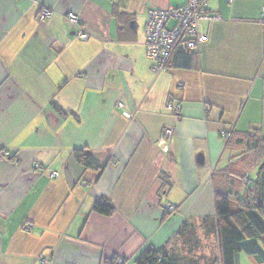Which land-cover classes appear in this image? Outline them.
<instances>
[{
  "label": "crops",
  "instance_id": "crops-1",
  "mask_svg": "<svg viewBox=\"0 0 264 264\" xmlns=\"http://www.w3.org/2000/svg\"><path fill=\"white\" fill-rule=\"evenodd\" d=\"M201 1L218 19L200 23L190 67L154 73L147 15L187 0H0V264H136L214 217L210 175L240 153L222 134L264 139V0ZM98 199L114 213H93Z\"/></svg>",
  "mask_w": 264,
  "mask_h": 264
},
{
  "label": "trees",
  "instance_id": "trees-1",
  "mask_svg": "<svg viewBox=\"0 0 264 264\" xmlns=\"http://www.w3.org/2000/svg\"><path fill=\"white\" fill-rule=\"evenodd\" d=\"M194 52L182 46L174 47L166 70L177 65L189 68ZM222 139L224 150H238L240 153L225 171L210 175L215 215L200 221L184 220L176 234L185 245L196 243V227L203 228L207 236H214L218 255L217 259L210 258L211 264H248L246 259L255 264H264V139L258 130L244 134L226 132L222 134ZM72 156L85 169H102L83 151H74ZM92 212L110 216L114 209L107 200L98 199L93 204ZM165 248L146 249L139 254L135 263L195 264L186 254L177 251L166 253ZM105 264L118 263L114 258Z\"/></svg>",
  "mask_w": 264,
  "mask_h": 264
},
{
  "label": "built area",
  "instance_id": "built-area-1",
  "mask_svg": "<svg viewBox=\"0 0 264 264\" xmlns=\"http://www.w3.org/2000/svg\"><path fill=\"white\" fill-rule=\"evenodd\" d=\"M261 13L264 16V5ZM52 16L53 12L48 9L41 8L38 11L40 21ZM66 18L70 27L75 30L78 40L85 41L89 38L83 31L77 16L69 14ZM217 19L216 16L208 14L205 3L201 0H187L185 6L177 9L151 10L147 15L145 26V51L151 62V71L154 73L166 71L167 60L176 46H182L187 51L196 50L200 44L206 41V36L199 32L200 23H209ZM117 107L121 108L122 105L119 103ZM166 107L176 119L181 117V106L178 102L169 101ZM208 110L206 108V111ZM172 135V130L165 128L160 138L161 145H165ZM10 157L8 151L0 149L1 159H10ZM52 176H56V174L54 173ZM164 210L171 213L174 208L166 205Z\"/></svg>",
  "mask_w": 264,
  "mask_h": 264
},
{
  "label": "rangeland",
  "instance_id": "rangeland-1",
  "mask_svg": "<svg viewBox=\"0 0 264 264\" xmlns=\"http://www.w3.org/2000/svg\"><path fill=\"white\" fill-rule=\"evenodd\" d=\"M196 243L185 245L184 241L176 234V236L166 245L165 252L172 251L186 254L187 258L198 264H211L210 258H216L218 255L217 242L214 236H207L203 232V228L196 227ZM248 264H255L252 260L246 259Z\"/></svg>",
  "mask_w": 264,
  "mask_h": 264
},
{
  "label": "water",
  "instance_id": "water-1",
  "mask_svg": "<svg viewBox=\"0 0 264 264\" xmlns=\"http://www.w3.org/2000/svg\"><path fill=\"white\" fill-rule=\"evenodd\" d=\"M196 161H197L198 164H202L203 163V157L201 155H199L197 157V160Z\"/></svg>",
  "mask_w": 264,
  "mask_h": 264
}]
</instances>
